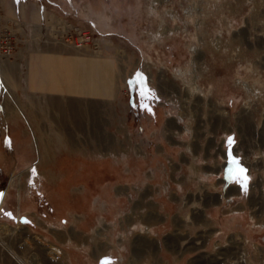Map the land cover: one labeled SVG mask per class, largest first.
<instances>
[{
  "label": "rangeland",
  "instance_id": "obj_1",
  "mask_svg": "<svg viewBox=\"0 0 264 264\" xmlns=\"http://www.w3.org/2000/svg\"><path fill=\"white\" fill-rule=\"evenodd\" d=\"M33 3L0 63V264H264V0ZM45 47L113 62L117 92H31ZM189 143L227 159L205 190Z\"/></svg>",
  "mask_w": 264,
  "mask_h": 264
},
{
  "label": "crops",
  "instance_id": "obj_2",
  "mask_svg": "<svg viewBox=\"0 0 264 264\" xmlns=\"http://www.w3.org/2000/svg\"><path fill=\"white\" fill-rule=\"evenodd\" d=\"M33 2H35V0H5V9L8 14L18 20L29 18L30 20L37 23L45 22L47 16L44 12L43 7L39 6L37 9L31 8L30 6L31 4H34ZM19 6L24 8H21L19 10ZM86 55L87 56H82L77 53L69 51L64 52L59 49L53 50L46 47L30 51L26 65V81L28 90H30L31 92H40L43 94L47 93L68 96L83 95L92 98H95L97 96H113L117 92L116 66L113 64V62L107 60L106 58L94 57L95 55L89 54ZM179 120H183L182 117H179ZM178 122L180 121L176 119V123ZM173 126V124H168L167 130H169ZM183 130L184 129L177 132H180L181 134ZM190 130L193 131L192 126H188L187 129L185 128V131L190 132ZM177 132H173V137L177 136V134L175 135V133ZM184 146L187 152L190 154V160L188 162L189 168L190 170H192V167H197L196 170H198V172L201 174L200 176L197 175L195 180H199L204 187L203 190H205L206 182L211 181L214 174L219 173L220 175L222 173L221 170L215 171V167L218 168V166L223 164V162L227 163V159L224 158V155L222 153H219L217 154L218 156L215 155L214 157H203L197 151L198 146H196V143H189L188 145L186 144ZM106 156L107 155L101 157ZM212 160L214 161L212 169H206L204 166L211 165ZM225 185L226 183L223 179H220L214 184L215 189L213 192H218V194L214 197V199L217 200L216 205L223 204L225 200L230 199V196H234V194L240 193L237 191H232L230 193L231 189H229L225 194ZM232 186L233 185H231V187ZM207 194L208 192L204 195L207 196ZM209 203L205 205H208ZM162 217L164 218L163 215ZM206 225L210 226L211 224L207 222ZM181 243H186V240H183V242ZM181 255L182 254H178L177 259H180ZM144 262L149 261H143L141 262V264H143Z\"/></svg>",
  "mask_w": 264,
  "mask_h": 264
},
{
  "label": "built area",
  "instance_id": "obj_3",
  "mask_svg": "<svg viewBox=\"0 0 264 264\" xmlns=\"http://www.w3.org/2000/svg\"><path fill=\"white\" fill-rule=\"evenodd\" d=\"M1 3L2 0H0V63L2 58H11L12 52L14 50V25H28L25 21L18 20L13 17H6L2 11L3 4ZM76 46H79L78 43Z\"/></svg>",
  "mask_w": 264,
  "mask_h": 264
},
{
  "label": "bare ground",
  "instance_id": "obj_4",
  "mask_svg": "<svg viewBox=\"0 0 264 264\" xmlns=\"http://www.w3.org/2000/svg\"><path fill=\"white\" fill-rule=\"evenodd\" d=\"M10 101H11V99L7 98V102H8V104L10 103ZM9 106H10V105H9ZM9 113H10V112H8L7 115H9ZM7 193H8V188H7ZM7 193H6V194H7ZM145 223H146V225H148V226H149V225L152 226L153 224H156V223H152V222H149V221H145ZM21 228H22V226H20V225L14 227V228H9V226H6V225H0V239H1V234H2L3 232H5L6 230H10V231H13V232H14V230L21 229ZM96 235L101 236V233L98 232V234H96ZM31 239H32V240H37V237H36V236H32ZM52 249H53V250H56L55 247H53ZM150 264H153V263L150 262Z\"/></svg>",
  "mask_w": 264,
  "mask_h": 264
},
{
  "label": "water",
  "instance_id": "obj_5",
  "mask_svg": "<svg viewBox=\"0 0 264 264\" xmlns=\"http://www.w3.org/2000/svg\"><path fill=\"white\" fill-rule=\"evenodd\" d=\"M6 193H7V187L6 186L1 187L0 188V214H1L3 206H4V202H5L4 200L6 197Z\"/></svg>",
  "mask_w": 264,
  "mask_h": 264
},
{
  "label": "snow or ice",
  "instance_id": "obj_6",
  "mask_svg": "<svg viewBox=\"0 0 264 264\" xmlns=\"http://www.w3.org/2000/svg\"><path fill=\"white\" fill-rule=\"evenodd\" d=\"M140 94H141L142 97L145 96V93L144 92H141ZM225 143L227 145H229V146L233 145L234 144V138L233 137H229L228 140ZM228 154L229 155H233L232 151L230 150V147H229V150H228ZM233 159H235L234 155H233ZM228 171H231V170L229 169ZM8 215L10 216L11 214L8 213Z\"/></svg>",
  "mask_w": 264,
  "mask_h": 264
}]
</instances>
